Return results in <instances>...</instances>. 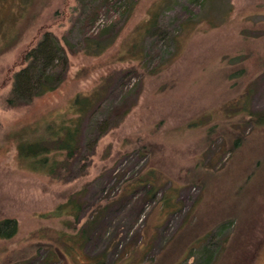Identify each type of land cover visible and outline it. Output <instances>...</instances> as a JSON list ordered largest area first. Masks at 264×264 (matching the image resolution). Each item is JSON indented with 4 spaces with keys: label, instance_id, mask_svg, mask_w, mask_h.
Returning <instances> with one entry per match:
<instances>
[{
    "label": "rangeland",
    "instance_id": "1",
    "mask_svg": "<svg viewBox=\"0 0 264 264\" xmlns=\"http://www.w3.org/2000/svg\"><path fill=\"white\" fill-rule=\"evenodd\" d=\"M201 1H113L93 23L103 0L1 1L0 224L16 228L0 237V264H205L203 246L224 249L215 264H264V126L239 105L264 112V0ZM45 31L66 39L64 83L10 107L13 75ZM92 41L108 48L95 55ZM78 96L96 99L78 156L56 178L31 171L20 136L71 117ZM122 104L129 115L103 134Z\"/></svg>",
    "mask_w": 264,
    "mask_h": 264
},
{
    "label": "trees",
    "instance_id": "2",
    "mask_svg": "<svg viewBox=\"0 0 264 264\" xmlns=\"http://www.w3.org/2000/svg\"><path fill=\"white\" fill-rule=\"evenodd\" d=\"M113 1L117 2L119 0H103L101 8L95 11L94 18L90 22H95V19L100 17L99 15L107 9L106 7L112 5ZM122 1L129 7L130 5L132 6L131 0ZM215 1L202 0L201 2L204 5L207 4L208 7L210 4H215ZM221 1L227 5L229 4V0ZM159 16L160 12L156 11L147 21L146 32L148 34H153L155 30H160ZM206 16V14H202L198 20L200 22L209 20L208 16ZM224 16L222 18L223 20L225 19ZM209 23L213 24L211 20H209ZM3 24L4 20L1 19L0 32L4 30ZM104 33H106L105 29L97 35L100 38ZM86 44H88L86 46L87 51L93 50V54L95 55L104 52L108 48L106 43L95 44V41H92ZM64 46H67L66 39L64 45H61L53 32L45 31L41 34L39 41L33 47L29 48L22 57L21 61L23 62V66L13 75L12 88L7 98V104L10 107L19 108L20 106H28L34 99L53 93L64 83L63 81L67 75L69 66V59L67 58L66 48ZM95 102L96 99L94 96H78L72 103L71 117L60 123L54 121L46 123L42 127L34 128L31 130V134H34L32 139L29 137L24 138V135L20 136L17 151L20 158L27 162L31 171L43 175L48 174L55 178L61 175L60 171L67 164L66 161L75 159L80 152L79 137L82 131L81 124L87 113L96 105ZM247 104L246 102L239 104L241 112L248 116L247 123H251L256 127L264 126V112H253L248 109ZM130 111L131 108L126 107L124 104L111 109L109 118L100 123L103 134L112 128L119 127L122 121L129 115ZM243 123H246V120ZM39 130H42V134L35 136L40 132ZM241 140L244 141V138L239 136L234 144L238 146ZM166 203L167 201L164 202L165 206L169 207L170 205ZM8 224V221L0 224V237L10 238L14 234L15 225L11 231L7 233L3 232V227H6ZM204 247L201 248L202 253L207 254V257L203 258L205 264H215L219 260L217 257H219L224 249L221 252L218 250L214 254L211 251L207 252V248ZM189 258H193V249L189 253H186L185 260L189 261ZM103 260V256L102 258L96 256L90 259V264H105ZM159 261V264H166L162 258ZM150 264H158V261L151 260ZM171 264H181V262H173Z\"/></svg>",
    "mask_w": 264,
    "mask_h": 264
}]
</instances>
